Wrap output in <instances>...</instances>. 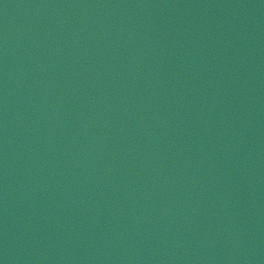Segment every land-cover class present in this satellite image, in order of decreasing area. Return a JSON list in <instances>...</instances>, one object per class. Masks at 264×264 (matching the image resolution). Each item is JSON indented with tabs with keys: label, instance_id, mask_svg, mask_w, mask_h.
<instances>
[{
	"label": "water",
	"instance_id": "1",
	"mask_svg": "<svg viewBox=\"0 0 264 264\" xmlns=\"http://www.w3.org/2000/svg\"><path fill=\"white\" fill-rule=\"evenodd\" d=\"M0 264H264V0H0Z\"/></svg>",
	"mask_w": 264,
	"mask_h": 264
}]
</instances>
